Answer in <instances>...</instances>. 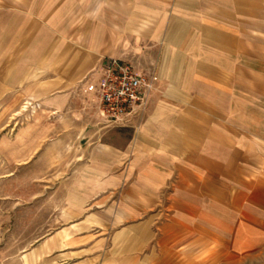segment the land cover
Instances as JSON below:
<instances>
[{
	"label": "crops",
	"instance_id": "1",
	"mask_svg": "<svg viewBox=\"0 0 264 264\" xmlns=\"http://www.w3.org/2000/svg\"><path fill=\"white\" fill-rule=\"evenodd\" d=\"M112 59L154 82L125 127L98 111ZM17 100L85 119L57 264H264V0H0Z\"/></svg>",
	"mask_w": 264,
	"mask_h": 264
},
{
	"label": "rangeland",
	"instance_id": "2",
	"mask_svg": "<svg viewBox=\"0 0 264 264\" xmlns=\"http://www.w3.org/2000/svg\"><path fill=\"white\" fill-rule=\"evenodd\" d=\"M84 122L39 103L0 102V264H57L74 221L70 193L92 183L73 179L87 152Z\"/></svg>",
	"mask_w": 264,
	"mask_h": 264
},
{
	"label": "built area",
	"instance_id": "3",
	"mask_svg": "<svg viewBox=\"0 0 264 264\" xmlns=\"http://www.w3.org/2000/svg\"><path fill=\"white\" fill-rule=\"evenodd\" d=\"M153 79L134 65L110 60L97 86L98 111L107 126L125 127L147 108Z\"/></svg>",
	"mask_w": 264,
	"mask_h": 264
}]
</instances>
